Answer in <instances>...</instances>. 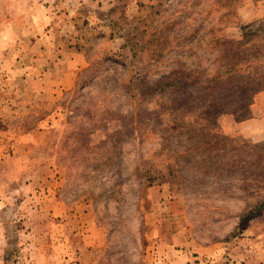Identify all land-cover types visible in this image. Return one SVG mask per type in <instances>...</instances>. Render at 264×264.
Here are the masks:
<instances>
[{"label": "rangeland", "instance_id": "374dc122", "mask_svg": "<svg viewBox=\"0 0 264 264\" xmlns=\"http://www.w3.org/2000/svg\"><path fill=\"white\" fill-rule=\"evenodd\" d=\"M0 264H264V0H0Z\"/></svg>", "mask_w": 264, "mask_h": 264}, {"label": "crops", "instance_id": "0c3cea01", "mask_svg": "<svg viewBox=\"0 0 264 264\" xmlns=\"http://www.w3.org/2000/svg\"><path fill=\"white\" fill-rule=\"evenodd\" d=\"M81 58H82V56H81ZM72 63H73V64H75V62H74V61H73V62H71L70 64L72 65ZM71 65H69V66L71 67ZM77 65H78V64H77ZM74 70H75V71H76V70H78V67H76V66H73V71H74Z\"/></svg>", "mask_w": 264, "mask_h": 264}]
</instances>
